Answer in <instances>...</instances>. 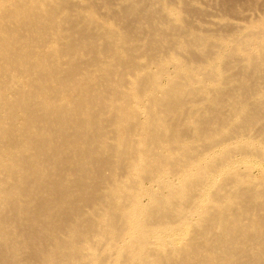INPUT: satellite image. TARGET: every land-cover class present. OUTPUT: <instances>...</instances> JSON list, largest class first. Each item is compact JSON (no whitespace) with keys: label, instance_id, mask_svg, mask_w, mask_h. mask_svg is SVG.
Listing matches in <instances>:
<instances>
[{"label":"bare ground","instance_id":"obj_1","mask_svg":"<svg viewBox=\"0 0 264 264\" xmlns=\"http://www.w3.org/2000/svg\"><path fill=\"white\" fill-rule=\"evenodd\" d=\"M245 2L0 0V264H264Z\"/></svg>","mask_w":264,"mask_h":264},{"label":"rangeland","instance_id":"obj_2","mask_svg":"<svg viewBox=\"0 0 264 264\" xmlns=\"http://www.w3.org/2000/svg\"><path fill=\"white\" fill-rule=\"evenodd\" d=\"M198 6L202 9H207L213 17H217L216 15L221 14L219 12V7L215 4L212 6L209 3V0H193ZM209 3V4H208ZM243 15H235L233 18L236 22L240 24L246 23V21L257 22V20L264 18V0H246L244 8H241ZM253 174L255 176H259L260 170L255 168L253 170Z\"/></svg>","mask_w":264,"mask_h":264}]
</instances>
